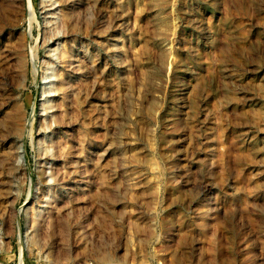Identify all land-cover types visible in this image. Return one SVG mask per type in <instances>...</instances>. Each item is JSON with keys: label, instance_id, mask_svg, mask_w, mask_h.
<instances>
[{"label": "rangeland", "instance_id": "374dc122", "mask_svg": "<svg viewBox=\"0 0 264 264\" xmlns=\"http://www.w3.org/2000/svg\"><path fill=\"white\" fill-rule=\"evenodd\" d=\"M0 264H264V0H0Z\"/></svg>", "mask_w": 264, "mask_h": 264}]
</instances>
